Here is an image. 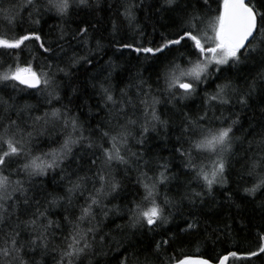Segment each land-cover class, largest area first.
Masks as SVG:
<instances>
[{
    "label": "snow or ice",
    "instance_id": "6c2138e0",
    "mask_svg": "<svg viewBox=\"0 0 264 264\" xmlns=\"http://www.w3.org/2000/svg\"><path fill=\"white\" fill-rule=\"evenodd\" d=\"M110 216L119 264L264 257V0H0V264H103Z\"/></svg>",
    "mask_w": 264,
    "mask_h": 264
},
{
    "label": "trees",
    "instance_id": "16d2710c",
    "mask_svg": "<svg viewBox=\"0 0 264 264\" xmlns=\"http://www.w3.org/2000/svg\"><path fill=\"white\" fill-rule=\"evenodd\" d=\"M101 15L107 16V13H101ZM60 21L59 20H52L50 21L51 25H57L59 24ZM73 27H75V25H73ZM45 32L49 31V27L45 26L44 27ZM109 55H111V53H109ZM105 59H107V57H105ZM131 60L134 63L135 62V55L132 54L131 56ZM241 69L247 73L248 69L245 68L243 65H241ZM149 72H151V68H148L147 71L145 72V75L147 76L149 74ZM231 75V73H230ZM82 79V77H81ZM219 82V81H217ZM207 91L211 92L213 91L214 85L211 86H206ZM85 100H87V105H92L94 104V99H88L87 95L83 98V99H77L75 101L76 104L78 105H85ZM190 108L192 111H195L196 108H198L201 104V99L198 97L193 101H188ZM58 106V105H57ZM187 110V109H186ZM78 111L83 112V113H87L88 111V107L87 106H83L80 109H78ZM96 110L93 109V112H95ZM219 115V113H217ZM225 115H227V112H225ZM252 112H249L248 110H245V113L241 114V120L243 121V125L244 128L247 129L248 128V121L252 119ZM253 123H255V121L253 120ZM237 135H240V133H237ZM163 141H155L151 146L157 151L159 152L160 155L163 156H167L169 155V152L167 151V149L161 151V147L163 145ZM41 145L43 150H47L48 149V144L44 143L43 140H41ZM55 146V145H53ZM48 178H44L45 183L47 182ZM48 190L49 191H58L57 189H55V186L53 185H48ZM220 198V197H218ZM116 203H120V201H116ZM109 207H111V205H109ZM227 210H222V213L226 212ZM235 209H232V213L235 214ZM249 215L251 214L250 211L248 213ZM258 215V214H257ZM127 221L126 219H121L120 217H115L112 218L111 216L109 217L108 220L105 221V225L106 227L104 228L105 232H109L111 233V236L114 237L113 241H108L110 244H112V248L111 249H107L106 251H108V255L106 257H103V264H119V261L121 259V252L123 251V247H120L119 249H117V247L115 246V242L120 241L121 240V236L122 234L116 229V225L117 224H125ZM245 223H247V221H244ZM182 223V222H181ZM240 226L239 221H237L236 223L233 224V228L238 229ZM168 228L174 229L176 227L175 224H170L167 226ZM229 247H231V245H229ZM222 250V246L221 249ZM236 264H240L239 261L236 262ZM253 264H264V257L262 258H253Z\"/></svg>",
    "mask_w": 264,
    "mask_h": 264
}]
</instances>
